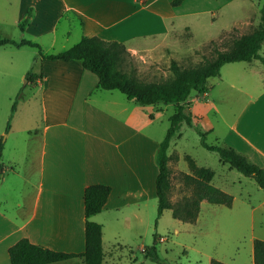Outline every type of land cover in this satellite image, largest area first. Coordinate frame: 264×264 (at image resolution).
Segmentation results:
<instances>
[{
	"label": "crops",
	"instance_id": "1",
	"mask_svg": "<svg viewBox=\"0 0 264 264\" xmlns=\"http://www.w3.org/2000/svg\"><path fill=\"white\" fill-rule=\"evenodd\" d=\"M192 1L175 6L173 0H0V36L38 43L44 55L65 51L84 36H97L123 43L142 72H170L173 60L180 63L196 56L200 47L193 40L202 25L220 24L208 42L219 41L234 28L241 36L259 25L253 21L259 14L255 11L233 22L220 20L217 11L230 5L231 0L211 8L206 22L197 15L195 4L187 6ZM251 4L255 6L254 0ZM27 18L28 24L20 30ZM255 61L259 60L224 65L222 68L230 73L241 66L239 79L226 80L222 75L211 79L206 92L190 97L186 110L193 117V127L208 135L216 128L198 129L199 120L210 109L219 114L224 126L219 138L222 145L234 148L264 169V68ZM29 74L37 78L28 81ZM23 79L36 87L43 112L41 125L36 126L31 115L19 129L28 139L38 141L33 160L37 179L30 199H18L10 214L3 208L9 194L0 192V264H11L9 248L22 238L59 252L83 253L84 194L88 186L96 184L111 188L103 211L90 218L102 226L104 264L112 257L108 247L113 242L144 252L152 212L158 211L159 150L168 131L161 119L169 105L161 103L149 109L151 106L141 105L120 91L99 88L98 77L78 61L50 60L31 46L4 45L0 46V137L6 132L8 137L12 134L14 126L7 130V125L14 98L22 93L19 80ZM222 85L229 91L221 89ZM220 102L228 105L224 114L218 107ZM26 104H31V98ZM235 104L237 108L232 111ZM172 105L175 112L176 105ZM20 109L18 106L13 115L14 123ZM227 112H234L230 122ZM26 142L14 137V153L4 145L0 168L3 165L27 183L28 175L18 170L26 166L32 153ZM6 176L0 178V186ZM257 208L251 209L252 229L256 228ZM74 259L84 263L82 258Z\"/></svg>",
	"mask_w": 264,
	"mask_h": 264
},
{
	"label": "rangeland",
	"instance_id": "2",
	"mask_svg": "<svg viewBox=\"0 0 264 264\" xmlns=\"http://www.w3.org/2000/svg\"><path fill=\"white\" fill-rule=\"evenodd\" d=\"M183 1L177 3L175 6H180ZM251 1L231 0L230 5L217 11L220 20L233 22L244 19L246 16L252 14L251 12L255 11L259 13L253 17L254 24L257 26L261 21V8L257 7L260 6L259 3L263 4L264 0H254L255 6L251 4ZM221 2L223 0H195L187 4V6L195 4L199 8L197 15L200 18H205V21L208 22V19H210L209 10L211 8H219L221 6L219 3ZM219 25V23L214 27L202 25L196 29V38L193 41L194 44L200 47V50L196 51V56H193L191 60H184L178 64L183 68L196 67L204 62V58L214 57L216 49H229L234 40L240 37L239 30L236 28L223 35L219 41L208 42L211 36H215ZM59 31H62L61 27ZM260 54L264 56V44ZM130 61L136 68L139 77L144 80L166 82L173 77L172 72H167V69H165V72L162 70H157V72H151L150 70L140 71L138 61L132 55L130 56ZM255 63L259 64L260 62L255 61ZM240 65L247 64L246 62H242ZM241 73V66H238L232 73L228 72L227 68H222L220 75L226 80H232L233 78L239 79ZM19 84L23 90L18 99L14 98V100L17 107H21L20 114L15 123L13 120L11 121V125L14 126L11 136L8 137V132L4 133L0 137V143L7 144L9 151L14 153L11 145L14 137L23 143H25V140L28 141L26 143L29 145L32 153L28 157L29 161H26L27 167L22 165L18 167V170L22 174L28 175L30 181L27 183L22 181L21 178L11 174L10 170H6L2 165V169L0 168V178L6 174L7 179L0 186V192L9 194L8 196L5 195L8 201L3 205L8 214L12 212L18 199H30L37 179L36 171L33 168V160L38 149V141L31 138L28 139L24 130L19 131V129L23 126V121L27 117H31V115L33 123L34 119H36L34 124L36 126L41 125L43 116L42 109L39 107V94H36V87L28 84L27 79L19 80ZM223 87H225V92L229 91L226 85H222L221 89ZM234 93L238 94L236 91ZM29 98H31L30 105L26 104ZM14 100L10 106L13 105ZM167 105H169L168 109L161 119L163 126L167 128L166 130L170 126L169 117L175 110L172 104ZM149 106H151L149 109H154L153 105ZM227 106L224 102L218 103L222 114L228 111ZM236 108L237 104L232 106L231 110L234 111ZM227 113V121L230 122L234 112ZM211 126H214L216 131L214 134L207 136L208 143L222 145V141L219 138H221L223 132V122L219 114L214 113L210 109L209 113L205 112L204 117L199 120L197 128L206 131ZM180 133L182 136H180ZM169 153H172L170 161V200L173 204L178 205V203L184 202L192 195V186L186 179V175L191 174L187 159V156L190 155L199 166L208 167L215 171L212 184L234 197L233 206L227 207L204 201L200 207L199 218L195 223H186L175 219L171 210L164 211L159 218L158 211H153L150 232L147 236L148 241L146 240L144 252L139 253L130 246L123 245L120 242H113L108 247L112 250V257L108 259L106 264H211L213 259L220 260L226 264H255L253 257L254 237L264 239V189L259 187L253 178L247 177L235 169H231L228 164H223L216 152L208 151L202 147L201 137L194 127H189L186 124L182 125L178 135L173 140ZM2 170L4 171L2 172ZM252 206H258L256 211V228L254 229L249 224ZM161 238L164 240L162 241ZM66 264L84 263L78 259H74L66 261Z\"/></svg>",
	"mask_w": 264,
	"mask_h": 264
},
{
	"label": "trees",
	"instance_id": "3",
	"mask_svg": "<svg viewBox=\"0 0 264 264\" xmlns=\"http://www.w3.org/2000/svg\"><path fill=\"white\" fill-rule=\"evenodd\" d=\"M182 0H174L173 5ZM29 19L20 24L24 30ZM264 44V4L261 8V21L251 32L234 40L232 46L226 50L216 49L212 58H204V62L192 68H183L177 61H172L170 71L171 80L166 82L147 81L139 77L137 70L130 61V52L126 46L118 41H105L97 36H84L79 43L57 54L44 55L38 43L30 40L16 41L2 38L0 46L13 45L16 47L31 46L37 48L43 58L50 60L78 61L99 79V88L103 90H117L129 99L141 105L175 104L176 111L169 118L170 126L165 139L160 144L159 162L160 174L157 179L158 218L165 210H171L173 217L186 223H195L199 217L201 203L207 201L212 204L231 207L234 197L214 186L212 181L215 171L211 168L199 166L189 155L187 156L191 174L186 175L192 186V195L182 203L175 205L170 200L171 179L168 151L172 141L178 135L183 124L193 127V117L187 112L185 103L194 93L203 94L209 89L211 79L220 75L224 65L235 62H252L259 60L264 68V56L260 54ZM37 78L29 74L28 81ZM17 104L12 107L11 117L7 130L11 127V120L16 112ZM201 137V146L211 152H216L223 164H228L241 174L253 178L259 187L264 189V169L252 163L248 157L234 148L226 145L210 144L207 141L208 133L198 131ZM4 143H0V158ZM111 188L96 184L85 190L86 213V247L81 254L64 253L33 244L28 238H22L9 248L11 264H55L74 258H82L85 264H104L105 253L102 241V226L90 218L103 211ZM254 262L264 264V240L254 241ZM211 264H226L213 259Z\"/></svg>",
	"mask_w": 264,
	"mask_h": 264
},
{
	"label": "built area",
	"instance_id": "4",
	"mask_svg": "<svg viewBox=\"0 0 264 264\" xmlns=\"http://www.w3.org/2000/svg\"><path fill=\"white\" fill-rule=\"evenodd\" d=\"M161 240L163 241L164 239H163V238H161Z\"/></svg>",
	"mask_w": 264,
	"mask_h": 264
}]
</instances>
